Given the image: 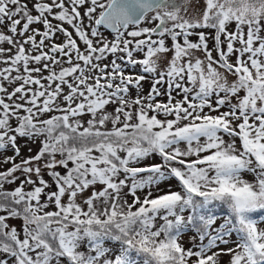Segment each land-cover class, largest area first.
<instances>
[{"label": "snow or ice", "instance_id": "6c2138e0", "mask_svg": "<svg viewBox=\"0 0 264 264\" xmlns=\"http://www.w3.org/2000/svg\"><path fill=\"white\" fill-rule=\"evenodd\" d=\"M0 27V264H264V0H0Z\"/></svg>", "mask_w": 264, "mask_h": 264}, {"label": "rangeland", "instance_id": "374dc122", "mask_svg": "<svg viewBox=\"0 0 264 264\" xmlns=\"http://www.w3.org/2000/svg\"><path fill=\"white\" fill-rule=\"evenodd\" d=\"M29 7H31V4H29ZM33 14H35V13H33ZM53 23H58V22H57V21H53ZM31 27H33V28H38V29H40L41 31H43V25H41V24H34V25H32ZM64 27L68 28L69 31H72V29L70 28V26H68L67 24H65ZM0 31H6V30H5L4 28L0 27ZM109 38L111 39V36H109ZM39 39H40V37L38 36V37H37V40H39ZM53 39H54V42H55V43L60 44V43L63 42V39H64V38H63L62 35L57 34V36L54 37ZM45 43L47 44V43H49V42L46 41ZM78 43L80 44L81 48H83V44H82V42H79V41H78ZM210 46H211V45H210ZM2 47H4V48H8V47H10V46L7 45V44L5 43L4 45H2ZM45 50H47V49H45ZM214 55H215V53H214ZM110 59H111V57H109V60H110ZM233 59H234V57H233ZM6 66H7V65H5V64H3V63H0V69H3V68L6 67ZM65 66H66V65H65ZM13 75H15V73H13ZM45 75H47V73H45ZM4 83H5V86L9 87V91H11L12 88H14V87L16 86L15 84L9 86V85L7 84V82H4ZM149 87H150L149 83L146 82V83H145V87H144V93H145V94H147V92H148V90H149ZM2 95H3V94L0 93V96H2ZM158 99H165V98H164V97H159ZM109 110H111V106L109 107ZM84 119L87 120L88 117L86 116V117H84ZM109 127H110V125H109ZM17 143H18V146L20 147V156L16 158V162H19V161H20L21 159H23V158H27V157H29V156H31V155H34V154L38 151V149H39V142H38V141H37L35 144H33L30 140H27V139H18ZM29 148H31V152H29ZM13 155H14V153H13V151H11V150H7V151H6V150H0V171H4V170H6L7 168L11 167V164H5V163H3V160H4V158H5L6 156H13ZM17 175H19V173H17ZM44 178H45L46 180H49V181H50V178L47 176L46 173H45V175H44ZM17 182H18V181H17ZM15 186H16V185H8L7 187H9V188H14ZM30 188H31V186H26V189H25V190H29ZM89 191H91V190H89ZM87 195H88V193H85V196H87ZM49 210H53V209L50 207ZM9 223H10L11 225H14V226H16L17 228H19L20 225L22 224V221H21L20 219H11V220L9 221ZM184 243H185V246H186V247L190 246V245L188 244V242H187V237L185 238ZM228 259H229V257H227V256L222 257V262H223V264H227Z\"/></svg>", "mask_w": 264, "mask_h": 264}, {"label": "flooded vegetation", "instance_id": "af4514ba", "mask_svg": "<svg viewBox=\"0 0 264 264\" xmlns=\"http://www.w3.org/2000/svg\"><path fill=\"white\" fill-rule=\"evenodd\" d=\"M19 183V181L17 182V184Z\"/></svg>", "mask_w": 264, "mask_h": 264}]
</instances>
